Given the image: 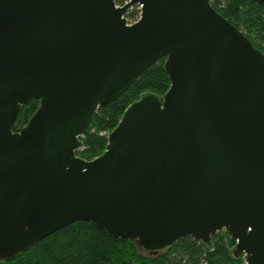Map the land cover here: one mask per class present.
Instances as JSON below:
<instances>
[{
  "label": "water",
  "instance_id": "1",
  "mask_svg": "<svg viewBox=\"0 0 264 264\" xmlns=\"http://www.w3.org/2000/svg\"><path fill=\"white\" fill-rule=\"evenodd\" d=\"M212 1L0 0V262L84 221L155 253L227 230L264 264V52ZM163 58L166 94L131 103L102 155H77L98 110Z\"/></svg>",
  "mask_w": 264,
  "mask_h": 264
},
{
  "label": "trees",
  "instance_id": "2",
  "mask_svg": "<svg viewBox=\"0 0 264 264\" xmlns=\"http://www.w3.org/2000/svg\"><path fill=\"white\" fill-rule=\"evenodd\" d=\"M212 5L264 52V5L256 0H213ZM165 60L148 68L127 92L98 110L90 133L82 137L85 148L77 150V155L87 160L102 155L109 133L131 103L148 91L161 97L166 94L171 80ZM39 105V99L24 105L13 130L26 126ZM103 131H108L107 135H101ZM235 245L236 241L224 230L209 244L189 236L165 249L162 255L158 251L152 252L157 256H145L139 252L136 241L115 239L95 224L79 221L38 242L16 259L0 264H246L243 255H234Z\"/></svg>",
  "mask_w": 264,
  "mask_h": 264
},
{
  "label": "rangeland",
  "instance_id": "3",
  "mask_svg": "<svg viewBox=\"0 0 264 264\" xmlns=\"http://www.w3.org/2000/svg\"><path fill=\"white\" fill-rule=\"evenodd\" d=\"M122 1V2H121ZM130 0H116L117 2V5L119 6H123L124 4H126L127 2H129ZM141 13H142V6L141 5H135L133 8L129 9L127 14H126V17L128 19V23L129 24H132V23H135L137 22L140 17H141ZM164 96V95H163ZM23 127L19 128L17 131L21 130ZM108 131H103L101 132V135H107ZM111 133V132H110ZM109 133V135H110ZM85 147H81L80 149H84ZM79 150V149H78ZM224 231V230H223ZM227 231V230H226ZM236 247V245H235ZM234 247V248H235ZM139 248V247H138ZM167 250H162L160 251V253L158 255H162L163 253H165ZM139 252L145 256H157L155 254H153L152 252L148 251V250H141L139 249ZM244 256V254H243ZM244 259H245V256H244ZM246 262V261H245Z\"/></svg>",
  "mask_w": 264,
  "mask_h": 264
},
{
  "label": "flooded vegetation",
  "instance_id": "4",
  "mask_svg": "<svg viewBox=\"0 0 264 264\" xmlns=\"http://www.w3.org/2000/svg\"><path fill=\"white\" fill-rule=\"evenodd\" d=\"M82 139V138H81Z\"/></svg>",
  "mask_w": 264,
  "mask_h": 264
}]
</instances>
